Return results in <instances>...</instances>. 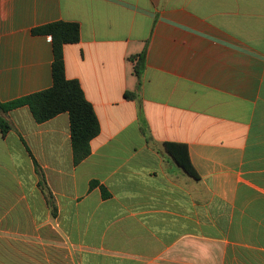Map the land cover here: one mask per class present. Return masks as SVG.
Instances as JSON below:
<instances>
[{"label": "crops", "instance_id": "obj_1", "mask_svg": "<svg viewBox=\"0 0 264 264\" xmlns=\"http://www.w3.org/2000/svg\"><path fill=\"white\" fill-rule=\"evenodd\" d=\"M55 22L101 131L76 165L67 113H8L0 264H264V0H0V102L53 86Z\"/></svg>", "mask_w": 264, "mask_h": 264}, {"label": "trees", "instance_id": "obj_2", "mask_svg": "<svg viewBox=\"0 0 264 264\" xmlns=\"http://www.w3.org/2000/svg\"><path fill=\"white\" fill-rule=\"evenodd\" d=\"M32 33L50 36L53 42V86L17 100L0 102V129L8 133L12 126L6 119L9 112L27 107L39 124L45 123L60 114L67 113L70 117L71 141L76 165L87 159L91 154V141L101 131L93 105L87 100L78 80L66 77L64 47L77 44L81 39V27L78 23L55 22L35 28ZM137 74L141 76L140 67ZM166 150L174 161L192 177L197 174L191 164L189 149L183 144H165Z\"/></svg>", "mask_w": 264, "mask_h": 264}]
</instances>
